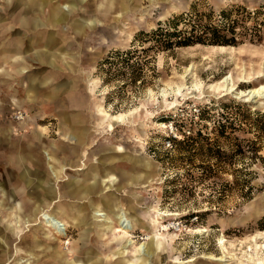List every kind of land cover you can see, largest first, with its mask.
<instances>
[{
  "label": "rangeland",
  "instance_id": "374dc122",
  "mask_svg": "<svg viewBox=\"0 0 264 264\" xmlns=\"http://www.w3.org/2000/svg\"><path fill=\"white\" fill-rule=\"evenodd\" d=\"M29 1L0 0L2 19L11 22L17 16H30V12H18L19 6ZM174 1L178 8L164 14ZM49 2L56 3L50 6ZM263 3L45 0L44 7L50 8L42 6L34 17H43L52 26L64 27L67 22L64 28L41 27V31L57 33L54 48L64 58L54 69L31 63L29 71L50 79L40 91L44 100L34 106L18 105L11 97L25 96V89L0 84V199H13L17 206L6 215L7 204L0 203V252L2 247H10L0 260L2 264H74V260L77 264H264V97L240 93L264 82V36L256 43L198 44L159 52L149 64L151 70H146L151 82L141 88L127 85L110 101L106 95L117 90L119 82L104 83L98 69L110 51L130 46L137 32L150 30L193 5L201 8L209 4L220 11L236 4L255 9ZM69 20L77 29L80 24L89 28L74 30ZM46 37L51 39L52 35ZM6 38L10 39L0 37V48ZM29 40L28 36L21 38L22 52H32L34 44H43L38 37L34 43ZM48 57V63L54 66L55 55ZM18 77L14 73L7 79L17 81ZM55 82L61 85L54 88ZM57 100L67 105V111L75 107V121L83 126L78 142L63 139L65 133L61 132L58 109L54 107ZM19 111L22 119L15 117ZM219 122L234 125V130H227L239 140L216 132L214 127ZM198 129L223 149L222 161H208L217 171L212 178H200L202 169L198 165L203 157L194 155L190 163L185 157L180 159L177 152L178 140ZM35 130L42 132L37 145L33 142ZM238 144L244 155L229 160L228 155ZM104 148L108 152L102 153ZM43 149L55 154L54 174ZM109 154L115 159L109 162L113 164L109 172L116 178L101 179L109 186L101 193L108 194L109 205L105 206L99 192L93 197L95 205L103 209L92 210L93 215L85 219L90 230L86 239L78 240L76 226H68L67 233L59 235L40 218V212L31 215L29 207H43L46 213L58 217L56 205L69 202L58 195L65 176L82 175L76 169L81 162L88 165L92 157L96 162ZM20 155L25 156L24 161L17 160ZM64 163L67 168L62 170ZM23 166H28L33 178L29 186L17 177ZM187 169L190 174H186ZM234 172L235 178L231 174ZM41 176L51 181L57 195L46 204L33 197L41 194L33 185ZM243 179L249 181L248 192ZM23 205L25 211L19 215L18 207ZM122 220L127 227L120 225ZM47 233L55 239L46 244L43 240L47 241ZM34 234L42 242L36 241ZM144 246L152 252L150 256L140 252Z\"/></svg>",
  "mask_w": 264,
  "mask_h": 264
},
{
  "label": "crops",
  "instance_id": "0c3cea01",
  "mask_svg": "<svg viewBox=\"0 0 264 264\" xmlns=\"http://www.w3.org/2000/svg\"><path fill=\"white\" fill-rule=\"evenodd\" d=\"M21 1V0H20ZM43 1V2H41ZM44 1L45 0H30L28 2V4H22L19 6L18 12L22 11L23 13H28L30 12L31 15L30 16H24V17H19L17 16L16 19H13L11 22H8L4 19H2V16L0 15V37H8L10 39H7L3 42H1V56H0V75L3 76L0 79V84L1 85H5L6 87H12V89H16L14 88L15 85L23 87L25 89V96H20L19 98L16 97H11L12 100L14 101V103L20 105L21 103H30L31 106L34 105H39L42 103L43 96L41 95V89L43 87H46L47 83L50 82V79L46 76V77H37L36 75H34L31 71H29L31 68L30 66L32 65L31 63H39L41 65H46L49 68H57L58 65L60 64V62H63L62 60L64 58H62L61 56L63 55L62 52H59L56 50V48H54V45H56V34L57 33H47L44 30L41 31V27L43 26H52V25H48L47 24V20H45L43 17L41 18L40 16H38L37 18H35L34 16H36L34 14V12L37 11H42V6L44 7ZM39 2V3H37ZM51 2V1H50ZM48 3L50 6L54 5L55 3L51 4ZM47 5L46 10L48 8H50V6ZM44 7V8H45ZM41 8V9H40ZM60 7L58 6L57 9H59ZM45 10V12H46ZM45 15V13H44ZM57 19H59V14L56 16ZM72 20H69L70 22V26L74 29V30H81L84 27H88L86 26V24H80L81 28H76V25L74 26V23L71 22ZM67 22V21H66ZM65 22V23H66ZM10 23L9 25H6ZM16 23V24H14ZM65 23H64V27H65ZM93 25V24H92ZM18 26L21 28L18 31L16 29H18ZM56 26H60L62 28H64L61 25H56ZM56 26H52V27H56ZM89 28V27H88ZM36 31L38 32V35H36ZM48 35H52L51 39H48ZM28 36L31 40H29L30 42L32 41L33 43L35 42V38H39L40 40L43 41L42 45H37L34 44V49L32 52H22L21 50V44L23 43V41H21V38ZM52 43V44H48V43ZM37 46V48H36ZM52 53L55 55V65L51 66L48 62H49V54L52 55ZM65 53V52H64ZM44 54L46 57H44ZM65 63V66L68 67V65ZM18 64L21 65H25L27 67L25 68H21L18 66ZM10 67V69H9ZM28 70V71H27ZM18 74V80L17 81H9L7 79L8 76H12V74ZM61 84H59L58 82H55L54 88H57V86H59ZM52 86V87H53ZM56 90V89H55ZM56 94H58V90H56ZM40 92V93H38ZM49 98H51V96H49ZM67 105L64 103H59V101L57 100L55 103V109L57 110V115L59 117V124L62 127V133H65L63 136V139L65 140V138H69L71 140H73L74 142H78V139H81L83 136H81V132H79L83 129L82 126V122L80 124H78L77 121H75V117H76V111H75V107L73 108L74 110L72 111H67L66 107ZM71 109V108H70ZM34 118L35 116L32 117L34 122ZM74 118V119H73ZM108 121V119H107ZM35 123V122H34ZM27 125V124H26ZM39 128H41L40 126H38ZM82 127V129H81ZM44 128V127H42ZM15 128H13L14 130ZM76 133V134H75ZM66 134H69L68 136ZM72 134H75L72 135ZM41 137H42V132L40 130H35L33 132V142L37 145L39 143V141H41ZM38 152L40 153V150H38ZM61 152V151H60ZM65 152V151H64ZM67 152V151H66ZM108 152V148H104V150L102 151V153ZM43 153L46 156L47 162L49 163V167L51 168V171L53 172V174L56 172V169L54 168L53 164H52V158L54 152L52 153L51 151H49L48 149H43ZM66 154V153H65ZM24 156V155H23ZM66 156V155H65ZM18 157V156H17ZM94 157V154H93ZM92 157V161L91 163H89L88 165L86 164V162H81L79 164V166L76 167L77 170H81L82 171V175H73V176H65V178L63 179V185L61 186L62 189H58V195L59 197L64 196L67 198V200L69 202H59L56 205V211L55 213L58 215V217L60 218H66L69 220L70 222V228L72 226H76L78 228V240L83 241L84 239L87 238L88 236V232H90L88 226L85 224V219L88 216H92V210L94 211L97 208H101L103 209V206L100 207L99 205H95L96 203H94L93 201V197L98 194H101L102 191H104L105 189H107V187L109 186H105L106 182L101 183V179H107V178H112V180L114 181L116 176H114V174H110L109 170L112 168L113 164H110L109 162L114 159L113 156H111L110 154L105 156L104 158L99 159V162L97 164V162H94V158ZM25 158V156H24ZM24 158L22 157V155H20V158L18 157L17 160L18 161H24ZM63 160H66L65 158H63ZM62 160V161H63ZM66 162V161H64ZM20 164H22L21 162H19ZM107 163V164H106ZM67 164H61V169H66ZM109 172V173H108ZM65 175V173H64ZM56 176V174H55ZM19 182H24L26 183L27 186H29L31 184L32 181V176L30 174L29 168L28 166H23L20 168V171L18 172L17 175ZM45 177V178H44ZM109 179V180H110ZM108 181V180H106ZM101 184V186H100ZM36 187H39L41 190V194H37L34 197V199L36 201H40L43 202V204H46L50 201V199H52L53 197L57 196L55 194V190H54V186L52 185L51 181L46 177V176H41L38 177L37 181L34 182L33 184ZM81 186V187H80ZM83 187V188H82ZM105 188V189H104ZM55 195V196H54ZM101 197L104 200V204L105 206L109 205L108 203V194H101ZM55 198H53L54 200ZM0 203L2 204H7V208L9 209V211L7 212L6 215H11V212L14 210L15 207L13 205V199H9L6 198L5 196H3L0 199ZM106 207V208H107ZM44 208H39L37 207L36 209H33L32 207H29V212L32 214H37L39 212H41ZM108 209V208H107ZM106 209V210H107ZM24 205L23 207H18V214H23L24 212ZM108 211V210H107ZM54 213V214H55ZM123 213V212H120ZM55 214V215H56ZM109 214V213H108ZM119 214V213H117ZM115 214V216L117 215ZM86 230V231H85ZM41 232H45V231H41ZM34 239L36 241H38L39 243L42 242L40 241L41 239L39 238L38 234H34ZM46 240H43V243L49 242L48 240H50L48 237L46 238ZM55 239V238H54ZM24 242H22L23 244ZM42 245H45L43 244ZM27 245V244H24ZM28 246V245H27ZM50 246H52L50 244ZM10 249V247L5 246L2 247V251L0 252V260L2 259V257H4V253H7L8 250ZM34 249V248H32ZM44 248L42 247V252H43ZM58 251L62 250V249H57ZM10 251V250H9ZM35 262V260L33 261ZM43 262V260H42ZM77 260H74V264L76 263ZM0 264H2V262L0 261ZM32 264H38V263H32ZM43 264V263H40Z\"/></svg>",
  "mask_w": 264,
  "mask_h": 264
},
{
  "label": "trees",
  "instance_id": "16d2710c",
  "mask_svg": "<svg viewBox=\"0 0 264 264\" xmlns=\"http://www.w3.org/2000/svg\"><path fill=\"white\" fill-rule=\"evenodd\" d=\"M263 36L264 3L255 9L236 4L220 11H216L209 4L201 8L193 5L191 9L159 21L157 26L150 30H140L135 34L130 46L110 51L99 62L98 69L104 76V83L114 80L119 82L117 90L108 93L106 99L110 101L113 94L123 93L127 85L141 88L149 84L151 81L148 80L146 70H151L149 64L156 59L159 52L198 44L235 46L247 41L256 43ZM229 127L235 129L234 125L228 126L219 122L214 130L226 138H235L238 141V136H230L231 133L227 130ZM184 136L182 140H178L177 152L182 156L180 159L185 157L191 163L194 155H200L203 157L198 165L202 169L200 178L216 176L217 171L208 161L212 159L222 161L221 146L210 142L208 135L201 129L195 134ZM244 153L243 147L238 144L228 158L230 160L232 156L234 158L235 155ZM185 172L190 174L189 169ZM231 174L235 178V172ZM242 183L248 192L250 190L248 179H243Z\"/></svg>",
  "mask_w": 264,
  "mask_h": 264
},
{
  "label": "bare ground",
  "instance_id": "6f19581e",
  "mask_svg": "<svg viewBox=\"0 0 264 264\" xmlns=\"http://www.w3.org/2000/svg\"><path fill=\"white\" fill-rule=\"evenodd\" d=\"M174 8H178V5H176V2L175 1L172 2V3H170V5L164 10V14H167L170 10H172ZM232 89H233V87L232 88H229V90H231V91H232ZM240 93L245 94V95H248L249 97H254V96H257V95H261V96L264 97V82L261 83L258 86L250 87V88H248L246 90L241 89L240 90ZM96 162L98 164L99 160H97ZM40 218H42L45 221V223H46L47 226L53 227L54 229H56V233H58L59 235H63V234L65 235L67 233L66 232V229L70 225L69 220L63 219V221H62V219H58V217L54 216L53 214L50 215L49 213H46V211H44V210L40 212ZM119 223H120V225L123 228L124 227H127V224H123L124 223V220H122L121 222L119 221ZM165 226L166 225H164L163 227H165ZM46 237H48L49 239H54V237H51V235H49L48 233H47ZM21 240H23V239H21ZM65 242L68 243V240L65 241ZM139 250H140L141 253L145 254L146 256H150L151 253H152L150 251V249L147 248L146 246L140 247ZM219 259H222V258H219Z\"/></svg>",
  "mask_w": 264,
  "mask_h": 264
},
{
  "label": "built area",
  "instance_id": "2783aa9c",
  "mask_svg": "<svg viewBox=\"0 0 264 264\" xmlns=\"http://www.w3.org/2000/svg\"><path fill=\"white\" fill-rule=\"evenodd\" d=\"M15 117H16L17 119H22V117H23L22 112L19 111V112L15 115Z\"/></svg>",
  "mask_w": 264,
  "mask_h": 264
}]
</instances>
